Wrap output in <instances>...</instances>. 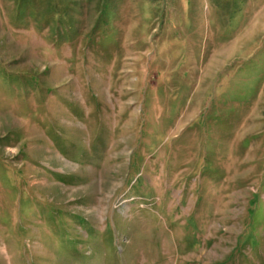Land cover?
<instances>
[{
  "label": "rangeland",
  "instance_id": "obj_1",
  "mask_svg": "<svg viewBox=\"0 0 264 264\" xmlns=\"http://www.w3.org/2000/svg\"><path fill=\"white\" fill-rule=\"evenodd\" d=\"M0 264H264V0H0Z\"/></svg>",
  "mask_w": 264,
  "mask_h": 264
}]
</instances>
